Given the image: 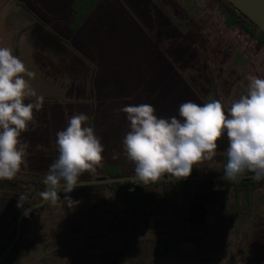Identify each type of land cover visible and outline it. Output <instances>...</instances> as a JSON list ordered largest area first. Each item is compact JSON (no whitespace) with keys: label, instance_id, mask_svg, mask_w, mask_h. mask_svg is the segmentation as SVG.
Returning a JSON list of instances; mask_svg holds the SVG:
<instances>
[{"label":"rangeland","instance_id":"374dc122","mask_svg":"<svg viewBox=\"0 0 264 264\" xmlns=\"http://www.w3.org/2000/svg\"><path fill=\"white\" fill-rule=\"evenodd\" d=\"M212 7L211 14L206 10L200 13L217 21L220 11L216 5ZM180 9L182 13L183 7ZM25 14L16 0H0V47L11 48L35 73L30 83L44 97L42 109L35 113L36 124L30 125V130L21 136L29 144L28 152L35 153L28 157L35 159L34 163H49L46 154L57 151L56 133L66 128L72 115L84 113L89 117L87 126L94 129L105 146L103 166L109 163L130 166L122 145L129 122L126 114L118 111L120 108L147 103L156 109L158 117L179 118V106L184 102L199 104L198 98L209 102L217 99L227 107L246 93L247 75L264 78L263 49L247 63L239 61L234 70L230 66L228 73L195 76L188 73L189 56L176 57L175 61L167 50L156 51L149 43L147 53L141 51L143 45L136 44L128 51L127 34L123 42L117 35L116 49L112 52L104 36L101 43L97 42L98 47L91 40L79 41V33L84 34L79 31L81 17H71L67 26L58 28H46L35 21L31 30L37 31L39 26H35L41 25L51 35L46 41L29 42L31 30L25 26ZM105 30L103 27L102 34ZM236 33L240 30L229 32L228 39ZM156 36L152 32L147 35L150 42ZM182 44L188 51L195 47L192 39ZM233 57L234 54L229 61H236ZM227 62L223 58L219 67L225 69ZM180 77L185 78V84H181ZM218 143L217 156L205 161L215 168L221 166L227 138ZM30 163L29 172L34 169ZM208 190L202 197L205 200L198 201L194 191L180 194L171 188L164 193L161 187H150L145 206L136 213L108 191L101 195L73 196L75 203L71 207L64 199L60 200L50 205V209L29 217L22 251L12 264H264V185L247 202L255 223L228 211V203L233 204L231 196L218 203L216 200L222 198L214 199L216 195ZM189 201L193 215L197 216L191 220L192 225L180 220L183 214L179 210ZM224 204L225 208L220 209ZM176 211L177 219L171 218ZM2 229L4 226H0Z\"/></svg>","mask_w":264,"mask_h":264},{"label":"clouds","instance_id":"9594fccd","mask_svg":"<svg viewBox=\"0 0 264 264\" xmlns=\"http://www.w3.org/2000/svg\"><path fill=\"white\" fill-rule=\"evenodd\" d=\"M34 77L11 48L0 47V180H12L28 167L29 144L21 136L36 124L35 113L44 105V97L30 83ZM246 80V93L229 106L217 99L187 101L179 106V118L158 117L147 103L120 108L129 122L123 152L134 165L128 180L147 185L165 175L187 178L194 165L217 156L218 142L225 137L227 159L220 179L239 182L251 173L254 180H264V78L249 74ZM29 98L35 99L26 102ZM88 120L84 113L74 114L56 133L58 157L44 175L47 190L40 193L51 205L60 201L57 189L71 193L81 186L84 173L94 174L103 166L105 146ZM64 201L69 207L75 203L67 195Z\"/></svg>","mask_w":264,"mask_h":264},{"label":"crops","instance_id":"0c3cea01","mask_svg":"<svg viewBox=\"0 0 264 264\" xmlns=\"http://www.w3.org/2000/svg\"><path fill=\"white\" fill-rule=\"evenodd\" d=\"M16 1L26 11L24 23L29 30H31L35 21H40L46 28L48 26L53 28L67 26L68 20L76 15L74 5L77 9L82 8L79 10L81 13H84L90 7V0H81L86 3V7H83L85 5L80 0L76 4L72 0ZM179 1L93 0L87 14L78 13L77 15L83 19L79 31H83L84 34L79 33V41L88 42L91 40L98 47L100 44L97 45V42L101 43L103 41L102 36H104L105 39L107 38V46L109 43L108 48L112 52L116 49L117 35H120L123 42L125 34H127L129 37H127L128 41L125 42H128V46L125 49H128V51L132 45L135 46L136 44L143 45L141 51L145 50L144 52L147 53L149 43L156 51L167 50L170 57L175 59V61L176 57L189 56L186 58L187 65L190 66L187 67L188 73L195 76H199L200 74L198 73H201V76H205L210 72L217 74L222 71L225 74L230 71V66L234 70L235 65L239 61L247 63L251 60V56L261 54L263 48L257 40L238 28H231L226 25V14L219 3L214 0L209 2ZM119 2L121 4L120 7ZM214 5L220 11V17L217 21L212 17H205V13H200L201 10H206V13L211 14L212 6ZM206 6L208 8H204ZM180 7L184 9L182 13L179 12L181 10ZM135 14L140 17V20L136 18ZM201 18H203L202 23L199 22ZM103 27H106V30L102 34ZM236 30H240V33H236L237 35L234 34L236 36L233 35L228 39V33ZM150 32L157 33L156 39H152L153 42H150L147 37ZM132 33L135 34L133 35ZM223 35L225 37L221 39L220 37H223ZM189 39H192L193 45L195 44L192 51L182 48V42ZM233 54V58L237 62L229 61L230 56ZM223 58L228 59L225 69L219 67L220 64L223 65ZM175 69L178 71L177 68ZM178 72L180 76V71ZM184 82L185 78H181V84H185ZM187 89L189 90V88ZM197 100L199 104L201 102L203 104L209 102L206 98H198ZM28 162H30V159ZM1 242H3V230L0 232Z\"/></svg>","mask_w":264,"mask_h":264},{"label":"trees","instance_id":"16d2710c","mask_svg":"<svg viewBox=\"0 0 264 264\" xmlns=\"http://www.w3.org/2000/svg\"><path fill=\"white\" fill-rule=\"evenodd\" d=\"M74 4L77 3L78 0H72ZM81 1V0H80ZM219 5L222 7L224 13L226 14V25L231 28H238L243 32L247 33L255 40H257L262 48L264 49V32L260 31L253 23H251L245 16H243L239 11L233 8L229 3L225 0H217ZM216 1V2H217ZM84 3L83 1H81ZM93 0H90V7L86 9L84 13H81L82 8L77 9L74 7V11L76 13L75 19L79 14H87L92 6ZM217 2V3H218ZM86 7V3H84ZM85 18V17H84ZM39 26V27H38ZM38 30H31L30 32V40L29 42L36 41H46L48 40L47 36L50 37V33L47 29L43 28L41 25H36ZM52 39V38H51ZM34 48L37 46H33ZM29 148L27 149V151ZM32 151V149H31ZM51 153V154H50ZM35 156V153H29V156ZM58 157L57 151H51L49 154H46V158H49V163L47 161L42 162V164L34 163L33 160H30V164L34 165V169L30 172L27 171V168H22L21 172L17 174L12 180H0V226H4L3 230V242L0 243V254L4 251V249L8 246L15 235L16 231V220L19 213L26 208L27 206L36 203L42 199L40 193L45 191L46 185L43 184V178L45 173L48 171L50 164ZM222 163L220 168H215L208 163L203 162L202 164L194 165L192 173L190 176H200V175H223L224 167L226 164V151L221 153ZM29 160V159H28ZM29 164V162H28ZM38 165V166H37ZM251 174V173H248ZM134 175V165L130 166H122L118 163H109L106 166H102L97 168L94 174L84 173L81 177V181L86 180H94V179H108L113 177H121V176H133ZM264 185V180L256 181L253 178H242L239 182H231V181H223V180H178V181H158L156 183H150L147 185L137 184L132 182H115L109 184H95V185H87V186H79L74 189L71 193H64L62 189H57L60 200H63L66 195L73 196H92V195H101L105 191L109 193L119 196L126 207L131 209L132 213H136V211L143 206H145V200L147 195V189L150 187L160 188L164 193L168 192L171 188H175L176 192L180 194H186L188 191H194L197 200L203 201L205 198H202L204 195L206 196V189L209 188L208 191L211 192L215 198H222V200H216L218 203H224L227 199H231L232 197L233 204L228 203L229 207L228 211L230 213L238 214L239 217H242L243 220L250 219L253 223V217L250 216V210L247 208V202L250 197L259 190L260 186ZM134 189V190H130ZM221 192V194H219ZM222 195V196H221ZM200 196V197H199ZM243 197V199H241ZM241 199V200H240ZM242 200L244 202L242 203ZM64 201V200H63ZM191 202V203H190ZM192 201L183 206L179 212L183 214V217L180 219L181 223L192 225V219L197 218L193 214L192 211ZM51 204L46 202L42 207L32 210L27 213L22 220V229L18 242L12 248V250L8 253L5 259L0 264H12L14 259L18 257L20 252L22 251V237L25 234V228L28 226V219L35 212H41L47 208L50 209ZM235 205H238V209ZM225 204L221 205L220 209L225 208ZM246 209V210H245ZM176 211L174 213L173 219H177ZM50 213H53L50 211ZM201 213V211H198ZM197 214V213H196ZM251 222V223H252ZM195 225V224H194ZM1 230V231H2ZM0 231V232H1Z\"/></svg>","mask_w":264,"mask_h":264},{"label":"water","instance_id":"95a60500","mask_svg":"<svg viewBox=\"0 0 264 264\" xmlns=\"http://www.w3.org/2000/svg\"><path fill=\"white\" fill-rule=\"evenodd\" d=\"M233 8L239 11L243 16H245L251 23H253L260 31L264 32V0H225ZM223 175H200V176H189L187 178L179 180H221L220 177ZM132 176H121L113 177L108 179H94L82 181L81 186L95 185V184H109L115 182H130L128 178ZM243 178H252V174H246ZM159 181H178L175 178H169L168 175H165ZM47 186L45 187V191ZM46 204V201L43 198L33 203L26 208H24L18 215L16 220V231L13 239L0 254V263L5 259L8 253L12 250L15 244L18 242L21 229H22V220L24 216L32 210L38 209Z\"/></svg>","mask_w":264,"mask_h":264}]
</instances>
